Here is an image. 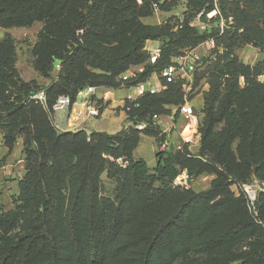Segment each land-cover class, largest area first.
<instances>
[{
  "label": "trees",
  "instance_id": "trees-1",
  "mask_svg": "<svg viewBox=\"0 0 264 264\" xmlns=\"http://www.w3.org/2000/svg\"><path fill=\"white\" fill-rule=\"evenodd\" d=\"M140 1L0 0L2 30L42 25L31 67L47 82L21 79L15 41L5 34L0 41V136L7 153L21 140L24 174L14 208L0 210V264H172L189 251L188 220L199 206H206L202 231L222 217L235 220L219 239L246 228L238 221L239 214L247 220L246 195L241 192L243 199L235 200L229 188L253 179L264 183V83L257 81L264 66L244 64L234 52L250 46L264 53V0H219L220 15L210 23L223 20L222 31L187 24L214 9L210 0H189L182 25L176 20L162 26L140 22L158 0ZM211 38L214 50L197 67L190 91L207 86L195 155L187 145L157 152L152 169L134 156L141 137L163 140L151 118L168 116L183 103L178 82L161 80L160 92L140 96L137 106L126 102L131 107L127 125L116 134L54 128L50 109L57 97L74 100L86 87L131 88ZM145 41L161 44L153 65L143 50ZM130 66H142V72L120 81ZM37 92L44 93V104L28 100ZM139 123L146 124L144 130L134 127ZM183 171L215 179L204 196L179 191L173 182ZM103 176L114 185L110 195L104 193ZM167 196L170 203L160 205Z\"/></svg>",
  "mask_w": 264,
  "mask_h": 264
},
{
  "label": "rangeland",
  "instance_id": "rangeland-1",
  "mask_svg": "<svg viewBox=\"0 0 264 264\" xmlns=\"http://www.w3.org/2000/svg\"><path fill=\"white\" fill-rule=\"evenodd\" d=\"M182 8L183 6L181 2L178 4L176 3L175 6H172L168 10L164 8L163 10L159 9V11H152L148 17L142 18L140 22L147 26H162L166 23L174 24L177 20V17L181 14ZM207 25L209 30L210 28L223 29L225 27L224 22L219 20L208 23ZM41 28L42 25L40 23H36L29 28H13L10 30H2L0 28V41L3 39L5 34H9L10 37L15 41V66L21 79L24 81L33 80L34 77L37 76L31 67V49L36 42L37 34L40 32ZM160 45L161 44L158 41H145L144 48L151 50L156 46L160 47ZM199 49L200 51H198L199 53L197 54L199 56V62L201 63V61L207 58L211 52L204 47H200ZM234 55L237 56V58L244 64L254 65L255 63H261L264 66V53H260L258 50L253 49L250 46L236 49ZM139 68L142 69V66L129 67V69L133 70L134 72H138L137 70ZM262 75H264V73ZM36 78L39 81L42 80L38 76ZM39 83L43 84L46 83V81L43 80V82L41 81ZM205 86L206 85L202 83L195 91L188 94L189 100L192 101L193 107L197 110L201 107V101L199 98H194L197 94H202ZM134 93L135 91L132 88H120L119 90L116 89L115 91L116 96H122L123 98L129 96L133 97ZM196 118L198 126L200 121V114L198 111H196ZM180 124L181 122H178V126H180ZM187 132L189 133L188 135L192 133L191 131H188V129L186 130V133ZM235 148L236 143L233 145V150H235ZM197 149V144L188 146V150L194 155L196 154ZM155 153L156 148L153 147L151 140L147 137H143L136 151L134 152V156L145 161L147 166L152 169L156 164L154 160ZM12 159H14L12 166L17 165L15 169L18 174H16V176L19 174H24V166L22 170L19 167L21 165H19V163H21L20 160L23 161L22 147L21 153L19 152V148H14L11 153H7V149L3 148V150L0 151V168L9 164ZM214 179L215 175L212 174H201L198 177L192 178L186 171H183L175 179L173 186L179 191L182 189H190L195 194L204 196L211 188V183ZM102 180L104 185V193L110 195L114 189L113 183L107 180L104 176L102 177ZM2 182L5 183L6 181H0V183ZM238 185L239 184H236L230 186L229 188L232 198L235 200L243 199V189L241 188V185L240 187ZM243 185H246V187L249 186L256 196L262 193L258 197L257 204L254 203L251 205L246 202L245 207L247 220L241 219L242 215L239 214L241 218L238 219V221L241 222V224L245 222L246 225L242 226H246V228L243 231L238 232L236 235L230 232L226 238L219 239L218 237L220 236V233L233 226L235 220L231 216L222 217L206 231H202L201 225L205 220L202 213L204 212L206 206H199L198 209L196 208V210L192 211L188 220L190 233L189 251L180 254L172 264H264V183L262 184L258 180L253 179L247 183H244ZM1 186L2 185L0 184V187ZM9 190L11 192L16 191L13 188ZM3 191L4 188L0 190V195ZM15 197V195L11 197V204L13 203ZM162 201L163 202L160 203V205H167L170 203L171 197L167 196ZM3 206L4 205L1 206L0 210H2Z\"/></svg>",
  "mask_w": 264,
  "mask_h": 264
},
{
  "label": "built area",
  "instance_id": "built-area-1",
  "mask_svg": "<svg viewBox=\"0 0 264 264\" xmlns=\"http://www.w3.org/2000/svg\"><path fill=\"white\" fill-rule=\"evenodd\" d=\"M138 4H141L140 0H136ZM172 0H158L152 4V11H159L160 6L165 3H170ZM214 9L208 13L205 11L200 12L194 18H191L187 21L188 26L191 28H196L200 31L206 30L208 27V23L211 20L216 19L219 15L218 3L219 0H210ZM182 3V12L177 17V21L179 25H182L187 16V8L189 0H177L176 3ZM224 22L223 20H219ZM222 31V28H220ZM147 46V45H146ZM204 47L208 51L212 52L214 50V39H208L204 43H202L197 48ZM185 50L178 57L172 58L169 65L163 68V70L159 73V75H152L151 78L146 80L145 82L137 83L135 86L131 87L135 91L136 97L126 101L127 103L137 106L135 103L136 100L148 93V94H156L160 92L164 87L161 84V80L164 81L165 84L172 83H181L182 88L185 92V96L183 99V103L173 108L171 110V114L168 116H157L154 115L151 118V126L158 129L159 136H163V140L158 144V152H166L172 150H180L184 145H198L199 134H198V126H197V118H196V109L191 104V100H189L188 94L191 91V86L193 84L194 73L199 66V56L197 54L196 49ZM149 55V63L155 64L160 53V47L156 46L155 48L148 50L147 48L143 49ZM138 72H134L131 69H128L125 73L119 76V80L122 82H126L132 77H134L137 73L142 72V69L139 68ZM258 81L264 83V75L257 77ZM113 89L106 88H97V87H86L77 92L74 97V100L69 96H59L53 103L50 109V117L53 123L54 128L61 132L60 123L61 121L68 115L70 109L75 104H79L86 111V115L91 118H97L100 116V106L98 104L97 96H100L102 102H107L109 100V95L113 92ZM28 100L35 101L41 104L45 103V95L43 92H37L29 96ZM123 104L122 111L125 113L130 111V105L127 103ZM178 122H181L180 126H178ZM137 130H144L146 127L145 123H139L134 126ZM191 131L190 135L184 134L185 130ZM252 185V184H251ZM244 194L248 200V203L253 205L256 202V194L250 189L249 186L242 185Z\"/></svg>",
  "mask_w": 264,
  "mask_h": 264
},
{
  "label": "crops",
  "instance_id": "crops-1",
  "mask_svg": "<svg viewBox=\"0 0 264 264\" xmlns=\"http://www.w3.org/2000/svg\"><path fill=\"white\" fill-rule=\"evenodd\" d=\"M197 53H199L198 51H200L199 48L196 49ZM58 67L59 64H55V68L53 73L51 74L53 79L57 78V73H58ZM37 76L34 77V81H36L39 85H46V83L40 84L39 82H43V80L39 81L37 78ZM31 81V80H30ZM28 82V81H26ZM120 89V88H119ZM118 89V90H119ZM207 89V87L205 86L204 91ZM114 90L113 92L110 93L109 95V100L107 102H102V100L100 99V96L98 95L97 98V102L100 106V116H98L97 118H91L88 117L86 115V111L83 107H81L79 104H75L74 106L71 107L70 112L68 113V115L61 121L60 123V127H61V132L60 133H76L79 131H84L87 134L90 133H99V132H103V133H107V134H116L117 132H119L120 130H122L124 127H126V116L125 113L122 111V107L123 104L136 97L135 93L132 96L129 97H125L123 98L122 96H116ZM196 98H199L201 101V107L202 108V94H197ZM192 104V101H191ZM193 105V104H192ZM200 109H196L198 112L200 111ZM184 134H186L188 136V132L186 133V130L184 132ZM143 137H141L142 139ZM149 138V137H147ZM152 142L153 147L156 148V153L158 151V144L157 142L153 139V138H149ZM141 142V140H140ZM139 142V143H140ZM21 140H17L16 144H15V149L19 148V152L21 153ZM139 145V144H138ZM138 147V146H137ZM3 141H2V137L0 136V151L3 150ZM137 149V148H136ZM135 149V151H136ZM14 150V149H13ZM134 151V152H135ZM155 153V154H156ZM10 157V156H9ZM16 159V158H14ZM14 159H12L9 164H7L6 166H3L0 168V181H6L5 183H0L2 186L0 187V190H2L4 188V191L1 192L0 195V209L1 206H3L2 210L3 211H9L12 210L14 208L13 203L11 204V197L13 195L17 196L18 194V181L22 178V175H17V171H16V167L12 166V162L14 161ZM154 160H155V155H154ZM21 163H19V167L22 170L23 166H24V162L22 160H20ZM18 164V163H17ZM13 180V181H11ZM11 181V182H9ZM15 185V186H14ZM15 189V192H11L9 189ZM5 198V199H4ZM3 199V200H1Z\"/></svg>",
  "mask_w": 264,
  "mask_h": 264
}]
</instances>
